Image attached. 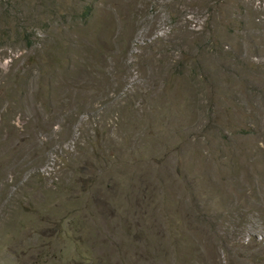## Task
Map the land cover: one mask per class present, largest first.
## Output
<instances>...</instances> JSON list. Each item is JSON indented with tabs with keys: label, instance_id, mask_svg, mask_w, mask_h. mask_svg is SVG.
I'll return each instance as SVG.
<instances>
[{
	"label": "rangeland",
	"instance_id": "obj_1",
	"mask_svg": "<svg viewBox=\"0 0 264 264\" xmlns=\"http://www.w3.org/2000/svg\"><path fill=\"white\" fill-rule=\"evenodd\" d=\"M0 264H264V0H0Z\"/></svg>",
	"mask_w": 264,
	"mask_h": 264
}]
</instances>
